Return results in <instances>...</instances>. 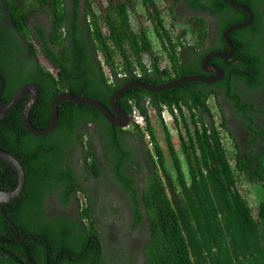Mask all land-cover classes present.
<instances>
[{
	"label": "flooded vegetation",
	"instance_id": "af4514ba",
	"mask_svg": "<svg viewBox=\"0 0 264 264\" xmlns=\"http://www.w3.org/2000/svg\"><path fill=\"white\" fill-rule=\"evenodd\" d=\"M13 1L16 4L15 11H18L22 20L18 23L6 0H0V45L4 44L3 53L9 58L10 70L17 77L14 83L20 85H12L10 89L16 91H9L7 100L3 99L5 81L0 76V89L4 83L0 102L7 105L23 88L33 85L39 87V94L32 90L13 109L20 110L25 131L37 138H45L32 134L25 127L24 116L33 100L35 103L29 112L30 124L36 130L45 131L53 121L54 103L62 96H76L71 93L66 81H60L63 66L68 73L71 70L80 73L69 74L74 78V91L97 95L108 104H102L84 95L76 97L100 103L112 116L119 117L118 122L122 126L131 119L128 126L121 127L112 124L94 107L60 100L57 106L58 123L54 131L59 124L60 109L67 116L75 112V119L70 125L74 130L69 135V142L60 149L56 148L54 152L48 144L46 147L42 142H29L34 149L29 160L33 159L28 163L30 184L39 192L34 190V193L26 197L24 206H30L33 211L28 213V217L25 215L24 218L18 219L22 231H30L27 236L20 239L21 232L4 213V208L17 202L23 194L16 201L0 207L6 221L16 231L15 242L23 243L31 239L29 242L33 247L39 245L46 247L48 251L46 239L35 232L54 235L51 239L54 244L63 242L66 237L70 248L79 247L82 239L86 237L88 243L93 241L97 244L98 255L102 254L105 241L112 249L109 254L111 262L113 259L133 262L136 258L133 264H148L145 248L150 242L149 220L143 206L138 203L136 206L133 200V190L141 196L147 189L154 170L145 133H150L148 130L150 125L153 127V118L162 122L163 130L169 131L170 126L165 124V116L170 117L175 125L176 116L181 114L176 107L169 108L151 97H146L139 108L132 101L128 102L127 106L120 104L123 95L117 101L118 112L113 111L111 101L125 88L126 93L136 88L151 94H160L177 87L158 92L143 86L159 88L188 77L208 79L209 83H200L203 85V93H212L208 101L213 100V106L224 119L226 127L233 132V139L239 144L242 155L250 154V148L258 150L253 137L264 143V116L261 113L264 110V87L249 88L241 77L248 75L245 73V61H248L246 52L253 59L260 57L264 73V0H163L169 15L172 12L175 18L190 24L178 34L185 32L183 38L192 41L191 46L183 45L179 50L184 62V65L179 66L180 77L173 81L167 80L160 71L151 68L153 62L147 58L145 63L148 65L145 66L149 72L145 77L152 81H141L140 70L133 73L134 81H127L132 78L131 73L124 77H111V70L107 74L103 68L108 84H113L112 86L103 80L101 67L102 63H105L92 33L86 0ZM20 25H25L26 32L21 30ZM173 25L174 22L170 21L168 30H172ZM71 47L79 56L71 53L68 64L63 60V66L56 64L54 59L59 57L60 60L63 49ZM83 52L86 53L84 59ZM162 53L164 58L157 56L158 61L160 64L166 62L167 66H162L161 71H172V62L165 61L167 57L164 49ZM38 82L44 84V87ZM199 88L201 87H197ZM115 89L117 91L112 94ZM229 95L233 96L234 102L228 98ZM237 101H242L245 106L241 112L236 110L234 103ZM249 102L254 103L259 110L251 108ZM68 103L81 107L75 108ZM183 109L187 112L185 107ZM136 111L144 116L143 126H137L133 121ZM195 112L194 109L192 114ZM250 116L256 119L253 126L255 132L245 129L251 127L246 119L251 118ZM3 131L0 129V138L5 141ZM17 140L22 141L21 138ZM18 162L26 177L24 193L29 178L25 171L27 163L23 164L20 160ZM118 171L120 177L116 178ZM13 172L15 183H9L8 188L0 190L11 191L16 188L18 175L14 170ZM71 177L77 182L75 187H67L69 180L74 182ZM130 180H134L132 186L135 189H130ZM10 187L13 188L10 190ZM137 210L143 217L136 219ZM89 216L93 219L92 226ZM135 220L138 221L137 226ZM91 227H94L92 234L88 231ZM115 253L117 255L114 257ZM64 254L71 258L66 251L60 250L54 260H59ZM50 262L51 258L47 254L46 264Z\"/></svg>",
	"mask_w": 264,
	"mask_h": 264
},
{
	"label": "trees",
	"instance_id": "16d2710c",
	"mask_svg": "<svg viewBox=\"0 0 264 264\" xmlns=\"http://www.w3.org/2000/svg\"><path fill=\"white\" fill-rule=\"evenodd\" d=\"M159 2L164 4L163 0ZM6 3L13 10L16 21L21 23L22 17L18 15V11H15V2L6 0ZM107 3L108 5L104 6L102 0H86L92 33L105 63L102 65L110 68L111 77H124L131 73L132 78L127 81H134L133 73L140 70L142 74L140 80L150 82L152 80L145 77V74L149 72L145 66L148 65L145 59L149 58L153 62L151 68L160 71L167 80L173 81L179 78V66L184 65L182 53L179 50L183 45L191 46L192 41L183 38L185 32L182 35L178 34L190 24L181 22L170 12L175 20L171 18L170 21H173L174 25L172 30H168L162 18L163 9L158 6V0H141L145 9L142 14L138 13V4L136 5L133 0H107ZM164 10L168 11L166 7ZM253 11L256 14V11ZM20 28L23 32L27 30L25 25H20ZM152 36H155L163 45L167 60L172 62V71H161L158 57L154 54ZM3 47L4 44H1L0 76L5 81L2 98L7 100L6 97L10 95L8 92L16 91L10 88L16 85L14 81L17 77L10 70V60L3 53ZM72 51H74L72 47L63 49L60 60L56 57L54 62L63 66V60L68 64L71 53L79 56ZM85 56L86 53L83 52L82 58L84 59ZM245 56L248 59L245 61V73L248 75H244L241 79L249 88L264 87L260 57L256 56L253 59L247 52ZM118 59L121 60L120 63L117 62ZM73 63L76 64L75 61ZM103 66L101 67L103 74H101L104 82L108 84ZM165 66L167 64L163 67ZM69 74L80 73L74 70L68 73L63 66L60 81L67 82L72 94L84 95L102 104H108L97 95L74 91V78ZM38 83L44 87V84ZM197 87L201 88L197 89ZM202 87L200 83H187L160 94H151L133 88L124 94L120 103L127 106L128 102L132 101L140 108V104L146 97H151L169 108L176 107L181 114L179 117L176 116L177 127L178 129L181 125L184 127V131L179 133L180 153L175 148L170 132L167 129L164 130L170 158L178 178L177 183L167 173L165 155L156 140L153 127L150 125L148 130L155 143L156 154L151 156L149 150L154 170L149 178V185L141 196L133 190L134 203L136 206H138L137 203L143 206L149 220L150 242L145 248L148 264H264V143L258 142L253 137L258 150L250 148V154L243 156L239 144L233 139V132L224 124V119L221 118V122L216 124L208 101L212 93L204 94ZM116 91L115 89L112 94ZM228 98L235 101L231 95ZM234 104L237 112H241L245 107L242 101ZM249 104L251 108L259 110L254 103L249 102ZM68 105H73L75 108L81 107L74 103H68ZM183 107L187 109L189 117L186 116ZM194 109L196 112L192 114ZM130 110L132 111V107ZM74 113L67 116L60 109L56 130L45 138H37L25 131L19 109L0 121V129L4 130L2 135L6 138L5 141L0 138V148L14 155L23 164L27 163L25 171L29 178L23 195L17 202L4 208V213L21 232L20 239L27 236L30 231H22L18 219L24 218L25 215L28 217V213L31 214L33 211L30 206H24L26 197L35 190V186L30 184L28 167V163L33 159L29 160V158L34 153L30 143L34 144L38 141L44 143L46 147L48 144L53 152L56 148L60 149L62 145L69 142L71 137L69 135L74 130L70 127L75 119ZM261 113L264 116V110ZM246 119L251 127L245 129L255 132L253 126L256 119L254 117ZM223 133L232 140L235 149L232 159ZM18 138L22 141L17 140ZM186 170L189 183L185 177ZM115 177H120L119 171ZM72 179L74 182L69 180L67 187L76 186V180ZM242 179L245 181L242 182ZM132 182L134 183V180H130V189H135ZM9 183L10 185L15 183V174L0 159V189L8 188ZM245 183L251 185L252 191L258 195V199L255 200L258 207L248 202L247 197L250 192L247 193V197L243 194ZM11 188L13 187H10V190ZM35 191L39 192L37 189ZM135 217L138 219L143 216L137 210ZM89 221L92 226L93 219L90 216ZM137 223L138 221L135 220L136 226ZM88 231L92 234L94 227ZM35 233L46 239L48 251L46 247L42 248L39 245L33 247L29 242L31 239L23 243L15 242L16 231L0 211V264H46L47 254L51 258L50 264H133L136 262V258L133 262L115 259L111 262L109 254L112 249L105 241L102 254L98 255L97 244L93 241L88 243L86 237L82 239L79 247L74 245L75 248H70L66 237L63 238V242L54 244L51 242L54 235L49 236L38 231ZM60 250L66 251L71 258L64 254L59 260H54ZM102 255L105 256L102 257ZM116 255L115 253L114 257Z\"/></svg>",
	"mask_w": 264,
	"mask_h": 264
},
{
	"label": "water",
	"instance_id": "95a60500",
	"mask_svg": "<svg viewBox=\"0 0 264 264\" xmlns=\"http://www.w3.org/2000/svg\"><path fill=\"white\" fill-rule=\"evenodd\" d=\"M195 82H197V83L198 82L199 83H209L210 80L198 78V77H188V78H185L183 80H179V81H176L175 83L169 84L167 86L159 87V88H150V87H144V86H143V88L148 89L150 91H158L159 92V91H164L166 89H172L174 87H178V86L185 84V83H195ZM3 86H4V83H2V87L0 89V97L2 95ZM32 90H35L38 94L40 92V89L38 86H36V85L28 86V87H25L22 90H20L16 94V96L14 97L12 102H10L9 104L5 105V104H2L0 102V121L4 120L7 117V114L10 113L11 111H13V109L17 106L18 102L25 95L29 94ZM126 90H127V88L121 90V92L113 98V101H111L112 108L114 109L113 110L114 112L119 111L118 110L119 108L117 106V101L121 96H123L126 93ZM60 100H67V101H71V102H75V103H79V104H85V105H88L90 107H94L95 109H98L99 111H101L104 114V116L107 118V120L110 121L112 124H116L118 126L120 125L121 127H126L131 123V119H130V121H127L126 124L124 126H122L118 122L119 117L112 116L111 112L108 109H106L103 105H101L100 103H98L94 100L70 95V96H62L59 98V100L57 102L54 103L53 121H52L50 127L45 131L36 130L30 124L29 112L35 103V100H33L30 103L29 107L27 108V111H26L25 116H24V120L26 123V125H25L26 129H28V131H30L32 134H35L38 137H46L50 133H52L54 131L57 123H58L57 106H58ZM124 117L128 118V116H126V115H124ZM0 159L3 162L7 163L9 166H11L13 168V170L18 175V184H17L15 189H13L11 191L0 190V207L3 208L4 206L16 201L23 194L26 177H25L24 171H23L20 163L18 162V160L15 157H13L12 155H10L8 152L0 149Z\"/></svg>",
	"mask_w": 264,
	"mask_h": 264
},
{
	"label": "rangeland",
	"instance_id": "374dc122",
	"mask_svg": "<svg viewBox=\"0 0 264 264\" xmlns=\"http://www.w3.org/2000/svg\"><path fill=\"white\" fill-rule=\"evenodd\" d=\"M102 1H103L104 6L108 5L107 0H102ZM133 1L135 2L136 5L138 4V11H139L138 13L139 14H142L143 12H145L144 11L145 9H144V7L141 4V0H133ZM158 6L162 7V9H163L162 10V18L165 21V26L167 27V29H169L171 15L168 14V11L164 10V8H165V7H163L164 4L162 2H159V0H158ZM152 40H153L152 42H153V46H154V54L156 56H163V58H164V54L162 53L163 47H162L161 43L159 42V40L155 36H152ZM165 61H168V60H165ZM117 62L120 63L121 60L118 59ZM165 64H167V63L163 62L162 64H160V68H163L162 66H164ZM109 71H110V68L107 67V66H104V72L108 74ZM209 104L211 106L213 114L216 117V122L219 123L221 121V119H220L221 115L218 112L217 108H215L213 106V100H211ZM185 114L188 115V113L186 111H185ZM152 122H153V128H154L155 135H156V140H157L158 144L161 146V148L163 150V153L165 155V163H166L167 173L174 180V182L177 183L178 178H177L175 169L173 167V163H172L171 158H170L169 149H168L167 142H166V139H165L166 138V134H165V132L163 130L162 122L159 121L157 118H153ZM165 124L168 125V123H166V122H165ZM169 126L170 127L168 129L170 130V134H171V136L173 138V143L175 144V148L180 153L179 133L184 131V127L181 125V128L178 129L177 124L173 125V121L172 120L170 121ZM223 138L225 140V143L227 144V150H228L229 156L232 159L233 156H234V153H235V149H234L232 140H230L225 133H223ZM155 154H156V152L153 150L151 152V156H153ZM185 172H186V175H185L186 181H187V183H189L190 180H189V176H188V171L186 170ZM244 181L245 180L242 179V182H244ZM251 187H252L251 185L245 183L243 185V189H244L243 194H245V196L247 197V193L250 192L249 196L247 197L248 202L252 203V205L254 207H258V204H255L256 203L255 200L258 199V195L252 191Z\"/></svg>",
	"mask_w": 264,
	"mask_h": 264
},
{
	"label": "built area",
	"instance_id": "2783aa9c",
	"mask_svg": "<svg viewBox=\"0 0 264 264\" xmlns=\"http://www.w3.org/2000/svg\"><path fill=\"white\" fill-rule=\"evenodd\" d=\"M133 119H134L133 121H134L135 125H137V126H143L145 124L144 116L140 112L136 111L134 113ZM165 120H166V122H168V125H169V123L172 119H170V117H168V116H165ZM145 138L147 139V141L149 143V145H148L149 150L152 152L154 150V145H155V143L152 139V136L147 132V133H145Z\"/></svg>",
	"mask_w": 264,
	"mask_h": 264
},
{
	"label": "clouds",
	"instance_id": "9594fccd",
	"mask_svg": "<svg viewBox=\"0 0 264 264\" xmlns=\"http://www.w3.org/2000/svg\"><path fill=\"white\" fill-rule=\"evenodd\" d=\"M209 107L211 108V106H210V104H209ZM211 112H212V114H213V111H212V109H211ZM214 115V114H213ZM215 116V115H214ZM221 119V118H220ZM215 120H216V117H215ZM221 122V121H220ZM219 122V123H220ZM166 123H168V122H166ZM218 122H216V124H219ZM168 132H170V130L168 131Z\"/></svg>",
	"mask_w": 264,
	"mask_h": 264
},
{
	"label": "bare ground",
	"instance_id": "6f19581e",
	"mask_svg": "<svg viewBox=\"0 0 264 264\" xmlns=\"http://www.w3.org/2000/svg\"><path fill=\"white\" fill-rule=\"evenodd\" d=\"M166 111V110H165Z\"/></svg>",
	"mask_w": 264,
	"mask_h": 264
}]
</instances>
